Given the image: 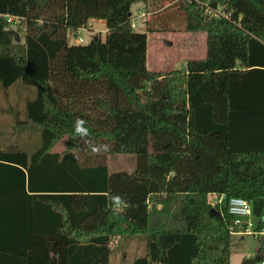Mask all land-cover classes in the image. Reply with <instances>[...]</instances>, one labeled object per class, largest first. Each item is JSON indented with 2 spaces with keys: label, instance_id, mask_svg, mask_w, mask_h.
<instances>
[{
  "label": "trees",
  "instance_id": "trees-1",
  "mask_svg": "<svg viewBox=\"0 0 264 264\" xmlns=\"http://www.w3.org/2000/svg\"><path fill=\"white\" fill-rule=\"evenodd\" d=\"M162 1L0 0V264H110L115 236H144L133 264H231L229 197L263 215L264 0ZM91 18L105 39L70 42ZM169 31L207 32L205 56L149 69L148 33ZM114 153L136 169L110 172Z\"/></svg>",
  "mask_w": 264,
  "mask_h": 264
},
{
  "label": "rangeland",
  "instance_id": "rangeland-1",
  "mask_svg": "<svg viewBox=\"0 0 264 264\" xmlns=\"http://www.w3.org/2000/svg\"><path fill=\"white\" fill-rule=\"evenodd\" d=\"M171 0H163L162 6L166 10ZM152 13L147 11L144 3L134 6L133 25L135 29L144 31L146 21L151 18ZM10 26L17 30V35L24 40L25 25L19 21L13 20ZM79 36L83 39L82 43L89 42L92 38L100 36L105 39L107 33L106 23L100 22L98 19L91 20L90 23L79 30ZM168 32H152L148 39L149 58H156L152 66L156 71H171L177 68H184L189 58L205 56V37L207 32L191 33V32H173L174 37ZM158 38L162 42L157 44ZM169 40L171 43H169ZM69 41L72 43L80 42L75 39V34L70 31ZM152 52V53H151ZM205 53V54H204ZM154 70V69H153ZM28 89L20 85L19 88L13 87L9 90L10 97H14L16 102L21 103L22 99L28 95ZM1 103V101H0ZM10 118L0 115V127L4 132L10 131ZM6 127H5V126ZM0 128V129H1ZM16 137V136H14ZM35 138V137H34ZM30 140V139H26ZM31 140H33L31 138ZM35 140V139H34ZM67 137H61L53 146L54 151L62 152L67 149ZM109 171L126 170L133 172L136 169V155L133 153H114L106 157ZM113 255L110 264H133L136 256L146 253V241L144 236H115L111 241ZM264 249V235L256 237L254 235L233 234L231 236V264H241L243 258L252 257L256 251Z\"/></svg>",
  "mask_w": 264,
  "mask_h": 264
},
{
  "label": "built area",
  "instance_id": "built-area-1",
  "mask_svg": "<svg viewBox=\"0 0 264 264\" xmlns=\"http://www.w3.org/2000/svg\"><path fill=\"white\" fill-rule=\"evenodd\" d=\"M206 4V11H214L215 14H219L221 12L220 7L217 9H213L209 4ZM9 22L19 21L21 19L17 16L13 15H5ZM76 39H79L82 43L83 39L81 36L77 35ZM226 200L225 193H213L211 202L214 205H221ZM228 213L230 215V223H229V230L233 234H242V235H254L256 237H260L264 235V212L263 215L257 218L254 215L253 211V204L250 200L239 197V196H231L228 199ZM262 220L263 224L259 227L258 221ZM264 264V262H263Z\"/></svg>",
  "mask_w": 264,
  "mask_h": 264
},
{
  "label": "crops",
  "instance_id": "crops-1",
  "mask_svg": "<svg viewBox=\"0 0 264 264\" xmlns=\"http://www.w3.org/2000/svg\"><path fill=\"white\" fill-rule=\"evenodd\" d=\"M143 2H138V3H135V4H133V6H132V13L134 12V6H139V5H141ZM94 19H96V18H91L90 20H89V23H90V21L91 20H94ZM100 22H104V23H106L105 22V20H103V19H98ZM88 23V24H89ZM82 29V28H81ZM79 32V31H78ZM77 32V35L79 34ZM168 33H170L171 35H172V37H174V35L173 34H175V33H173L172 31H169ZM168 33H166V34H168ZM191 33H199V32H191ZM149 35H150V33H148V39H149ZM77 37L75 36V39H76ZM155 42H157V44H159L160 42H162V39L161 38H158V41H155ZM169 43H171L170 42V40H169ZM149 48H147V66H148V68L149 69H151V70H155V68L152 66V62L151 61H153V62H155L156 61V58L154 57V58H152L151 60H150V58H149ZM152 53V52H151ZM205 53H206V37H205ZM204 53V54H205ZM192 58V57H191ZM196 58H200V57H196ZM185 66V65H184ZM111 258H112V255H111V257H110V261H111Z\"/></svg>",
  "mask_w": 264,
  "mask_h": 264
},
{
  "label": "water",
  "instance_id": "water-1",
  "mask_svg": "<svg viewBox=\"0 0 264 264\" xmlns=\"http://www.w3.org/2000/svg\"><path fill=\"white\" fill-rule=\"evenodd\" d=\"M212 211H214L215 213H217V210L215 208H212ZM166 264V263H165Z\"/></svg>",
  "mask_w": 264,
  "mask_h": 264
}]
</instances>
